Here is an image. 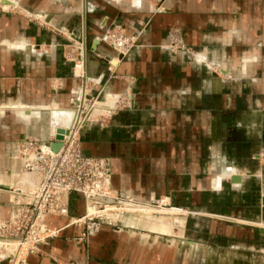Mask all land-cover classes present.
I'll list each match as a JSON object with an SVG mask.
<instances>
[{"label": "crops", "instance_id": "1", "mask_svg": "<svg viewBox=\"0 0 264 264\" xmlns=\"http://www.w3.org/2000/svg\"><path fill=\"white\" fill-rule=\"evenodd\" d=\"M1 2L43 15L47 28L0 12V186H34L36 174L21 177L20 143L50 140L64 125L53 115L70 112L85 89L95 102L119 99L84 130L83 153L109 158L115 195L174 208L134 206L117 217L121 228L101 224L80 240L85 226L68 219L83 216L85 203L71 192L67 214L46 219L56 235L25 264H195L196 250L200 263H226L228 222L241 237L264 238V0ZM175 29L184 47L171 50ZM111 31L136 36L119 61ZM72 41L83 51L78 74ZM14 188H0V220L10 216ZM195 216L209 242L196 240ZM249 243L264 253V240Z\"/></svg>", "mask_w": 264, "mask_h": 264}, {"label": "built area", "instance_id": "2", "mask_svg": "<svg viewBox=\"0 0 264 264\" xmlns=\"http://www.w3.org/2000/svg\"><path fill=\"white\" fill-rule=\"evenodd\" d=\"M110 45L124 55L132 47L135 37L125 36L121 32L111 31L107 34ZM167 47L171 50L182 49L178 30H172L169 34ZM76 105L77 122L81 124L88 116L95 100L86 95L85 89L81 90V96ZM127 108L130 103L125 105ZM48 141L29 138L20 143L18 154L24 159V171L37 175V182L33 194H21L11 205V217L8 221L0 222V237L13 238L24 242L29 236L33 237V246L29 248L33 252L34 247L56 235L57 230L48 229L40 219L43 216L59 214L66 215L68 199L66 193L75 192L81 195L85 202V213L75 219L74 224L85 226L79 239L96 230L99 225L107 224L117 227L116 216L126 215L124 211H106L107 204H121L123 201L129 204H139L132 200H125L115 195L111 188V162L107 157L89 156L83 153L81 136L76 126L71 127L68 133L63 135L61 147L57 152L50 149ZM264 153V152H263ZM264 158L263 155H259ZM31 198V203L26 199ZM88 203L96 208L98 213L88 215L86 208ZM141 204V203H140ZM150 206H159V201H150ZM142 206V205H135ZM102 213V214H99ZM53 231L52 234L49 232ZM39 234H44L41 238Z\"/></svg>", "mask_w": 264, "mask_h": 264}, {"label": "rangeland", "instance_id": "3", "mask_svg": "<svg viewBox=\"0 0 264 264\" xmlns=\"http://www.w3.org/2000/svg\"><path fill=\"white\" fill-rule=\"evenodd\" d=\"M17 6L18 5L14 6L16 8H14V7L13 8H10V7H5L4 5L2 6L1 3H0V12L1 11L2 12L18 11L21 15L23 14L27 19H29V20H31L33 22H36L42 28H47L46 23L43 22V21H45V18H44L43 15H41V14L40 15L39 14H34V13H28L25 10H23L22 8H19ZM133 37H135V36H133ZM71 43L74 46H76V48L79 49L78 50L79 51V57L76 58V63H75V65H77V63L79 61H83V58H82L83 53L81 51L82 49H80V48H82V46H81V43L80 42H77V41H72ZM81 58H82V60H80ZM116 58H118L117 55L115 56V60H117ZM78 64L80 66L81 65L82 66L81 67L79 66L80 68H79L77 74L80 73V71L82 70L83 62H82V64L81 63H78ZM97 109L100 110L101 107H98ZM71 111L73 112V110H71ZM24 174H26L28 176L33 175L32 173H27V172H25ZM161 204H162V207H159V206H150V208H148V209H152V210H167V211H173L174 210V208H166L165 202H162L161 201ZM192 221L197 222V225H195V226H196V228L199 231V232H197L198 234L197 233L195 234L196 240L197 241H201V242L204 241V240H206L207 242H209L210 237L204 238V236H203V229H204V227H203L204 222L203 221H204V217H202V216H195V217L192 218ZM235 225L236 224H231L230 222H228L227 223V227L223 228V229H225V231L222 230L223 235L225 236L224 238L225 239L227 238V241H228V243H227L228 246H227L226 253L223 252L224 254H227V259H226L227 261H226V263H224V262L223 263H219V259L214 260V258H213L212 259V262L210 264H264V253L262 252V248L256 249V250H252L250 248L251 243H249V241H252V239L253 240H256V241L263 242V240H264L263 236H260L259 237L257 235H254L253 238H252V236H250L249 233H246L245 232L242 235V237H241V235H237L236 232H234ZM250 226H252V228H254V229L256 228V225L251 224ZM116 228L117 229L121 228V225L115 227V229ZM0 239L4 242V245H6L5 247L3 246L5 249H3L2 251H0V256H2V257H5L7 255L10 256L9 258L5 259L3 262H6V264H25V259L27 258V256L31 252L28 250L29 252L26 255V258H24V260L14 261V258H13L12 253H11V248H12L11 247V244H14V242H11V241L6 240V239L1 238V237H0ZM84 239H86V238H84ZM213 240H214V238H213ZM233 246H237L238 249H235ZM37 247H38V245L34 247V250L33 251H36L37 250ZM241 247H244V248H241ZM39 251H42V250H39ZM215 253L217 254V257H218L219 256L218 249L215 250ZM23 256H24L23 253L22 254H19L18 253L17 259H22ZM196 256L197 257H196L195 264H203V263H200V261L204 257L203 250H196ZM198 258H200V259H198Z\"/></svg>", "mask_w": 264, "mask_h": 264}, {"label": "bare ground", "instance_id": "4", "mask_svg": "<svg viewBox=\"0 0 264 264\" xmlns=\"http://www.w3.org/2000/svg\"><path fill=\"white\" fill-rule=\"evenodd\" d=\"M0 3L2 4V2H1V0H0ZM5 7H14V6H10V5H4ZM135 39H136V36H135ZM82 53H83V51H82ZM119 54V53H118ZM117 60L116 61H119V59L118 58H116ZM80 60H82V58L80 59ZM82 62L83 61H79L78 63H81L82 64ZM77 63V70H79V68L82 66H80L79 64ZM80 66V67H79ZM117 98V97H116ZM71 99H73V98H71ZM113 102H107V103H102L101 101H99V102H95L94 103V105H93V107L89 110V115L87 116V118L85 119V121L84 122H82L81 124H76V122H77V114H76V117L74 118V115H73V112H65L64 114H61L60 112H56L55 113V115H53V119H52V121L54 122V125H56L57 123L58 124H64L63 125V127H65V129H67V128H69L68 126H69V124H71V127H75L76 126V129H77V131H78V133H79V135L81 136L82 134H83V132H84V130H86L87 128H89V126L92 124V120H94V117L97 115V114H99V113H101V112H104V111H107V109H110V105L112 104ZM99 105V106H98ZM98 107H101V109L99 110V109H97ZM74 119V120H73ZM70 127V128H71ZM54 128H55V126H54ZM69 128V129H70ZM56 129V128H55ZM55 129H53L52 130V133L55 131ZM68 129V130H69ZM264 153H261L260 154V156L261 155H263ZM25 173V172H24ZM23 173V171H22V178H24L25 177V175L26 174H24ZM33 179L34 180H38V178H36V177H31L30 178V180L31 181H33ZM36 180V181H37ZM12 187V186H11ZM10 188V187H9ZM7 192H8V190H7ZM159 203H160V205H159V207L160 206H162V204H161V202H160V200H159ZM123 205H128V208H126V210H124L125 209V206H123ZM134 207V205H129V204H124V203H121V204H117V205H113V204H107L106 205V211H110V212H112V211H115V210H117L118 212H120V211H124V212H127L128 211V209H132ZM141 207H146V205L145 206H141ZM147 207H150V205L148 204L147 205ZM86 213H88V215H92V214H96V213H98L97 211H96V208L94 207V206H92L90 203H88V205H87V208H86ZM127 213H129V212H127ZM99 214H102V213H99ZM117 217L118 216H116L115 218L117 219ZM75 219H77V218H74V217H71V218H69L68 219V223H70V224H72L74 221H75ZM116 222H117V220H116ZM51 230H53V229H51ZM99 229L97 228L95 231H93L91 234H94V233H96L97 231H98ZM50 234H52L53 233V231H51V232H49ZM39 236L42 238L43 236H44V234H39ZM4 239H6V240H9V241H11V242H14V244H11V253H12V255H13V258H14V261H20V260H24V258H26V255L28 254V250H29V248L30 247H32L33 246V243H34V241H33V237H31V236H29L24 242H20V240H17V239H13V238H4ZM2 240L0 239V251H2L3 249H5L4 247L6 246V245H4V242L2 241ZM9 245V244H8ZM4 246V247H3ZM7 249V248H6ZM24 249V250H23ZM18 253L19 254H24V256H23V258L22 259H17V255H18ZM22 262V261H21Z\"/></svg>", "mask_w": 264, "mask_h": 264}, {"label": "water", "instance_id": "5", "mask_svg": "<svg viewBox=\"0 0 264 264\" xmlns=\"http://www.w3.org/2000/svg\"><path fill=\"white\" fill-rule=\"evenodd\" d=\"M107 37V36H106ZM79 57V51H78V56H77V58ZM118 58L119 59H121L122 58V54H118ZM73 63H75V61H73ZM110 63L113 65V62H112V60L110 61ZM80 96H81V89H80V91H78L74 96H72L71 98H74L75 99V102H77L78 100H79V98H80ZM89 98H90V96H88ZM118 99L119 98H116V100H114V102L109 106L110 107V109H112V108H114L115 107V105L117 104V101H118ZM71 108H72V110H73V115H74V118L76 117V114H77V109H76V105L75 104H72L71 103ZM74 120V119H73ZM69 128L71 127V124H69V126H68ZM69 128H67V129H65V127H63V126H56V129H55V131L51 134V137H54V140L53 141H51V142H49V146H50V149L52 150V151H54V152H57L59 149H60V147H61V145H62V143H61V140L63 139V135H65V134H67L68 133V129ZM27 139H29V138H27ZM27 139H25L24 141H26ZM41 141H43V140H41ZM45 141V140H44ZM48 141V140H47ZM19 148V147H18ZM15 156L17 157L16 159L18 160V162H19V164H20V170L21 171H23V173L25 172L24 171V168H23V165H24V159L23 158H21L20 156H19V154H18V149H17V151H16V154H15ZM239 179L240 178H238V176H232L231 178H230V181L231 182H239ZM35 187H36V183L34 184V186L31 188V189H24V188H19V187H15L14 188V186L12 185V187H10V188H6V186H3V187H1L0 186V188H4V189H7V190H13L12 188H14V190L17 192V195L16 196H14L13 198H12V200L10 201V203H11V205H12V203H13V201L17 198V197H20V195L21 194H33V192L35 191ZM68 193H66V199H68ZM26 202L27 203H31V198H28V199H26ZM123 203L124 204H129L128 202H126V201H123ZM147 205H148V203H146ZM146 204H129V205H142V206H144V205H146ZM263 204H264V199H263ZM50 216H64V215H59V214H53V215H48V216H43L41 219H40V223H42L46 228H48L47 227V225H46V219L47 218H49ZM10 217H11V210H10V216L6 219V220H0V222H4V221H8L9 219H10ZM48 229H51V228H48ZM259 232L260 233H262V234H264V228H259ZM13 256V255H12ZM10 256L9 255H7V256H5V257H2V259L3 260H5V259H7V258H9Z\"/></svg>", "mask_w": 264, "mask_h": 264}]
</instances>
